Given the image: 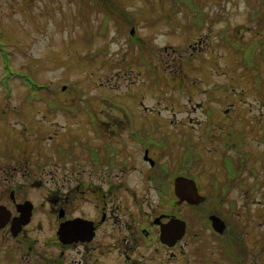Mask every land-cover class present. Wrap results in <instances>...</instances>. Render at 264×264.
<instances>
[{
	"label": "flooded vegetation",
	"instance_id": "af4514ba",
	"mask_svg": "<svg viewBox=\"0 0 264 264\" xmlns=\"http://www.w3.org/2000/svg\"><path fill=\"white\" fill-rule=\"evenodd\" d=\"M43 1L47 15L63 9ZM73 1L77 14L116 20L118 37L134 18L132 1ZM261 15L263 73L264 2ZM175 92L188 105L162 109L148 104L153 91H133L86 105L79 128L5 124L0 264H264V111L245 108L264 92ZM175 107L186 120L162 118Z\"/></svg>",
	"mask_w": 264,
	"mask_h": 264
},
{
	"label": "rangeland",
	"instance_id": "374dc122",
	"mask_svg": "<svg viewBox=\"0 0 264 264\" xmlns=\"http://www.w3.org/2000/svg\"><path fill=\"white\" fill-rule=\"evenodd\" d=\"M128 1L132 4L124 5L134 15V36L127 24L118 37L116 20L109 18L106 29L101 16L77 14L75 1L57 0L63 9L47 15L43 0L28 8L24 2L19 7L20 0H0V133L11 127L5 124L20 122L79 128L86 105H105L102 98L118 101L133 91H153L157 97L148 104L162 109L188 105L187 98L175 92L180 90L175 78L187 80L182 89L223 90L219 85L225 84L224 89L264 92V66L263 73L256 68L258 56L247 62L242 52L233 53L232 47L228 51L217 40V31L225 26L232 44L260 40L257 23L248 19L256 0H179L174 6L176 0L163 6L160 0ZM203 14L209 16L207 24L203 21L205 28L196 32L200 19L193 18ZM137 37L135 44L132 39ZM144 61L153 66V83ZM246 98L252 116L264 111V103L252 95ZM180 110H163L161 116L171 120L177 112L178 121L186 120L189 108ZM192 117L201 120V112ZM253 143V150H261Z\"/></svg>",
	"mask_w": 264,
	"mask_h": 264
},
{
	"label": "trees",
	"instance_id": "16d2710c",
	"mask_svg": "<svg viewBox=\"0 0 264 264\" xmlns=\"http://www.w3.org/2000/svg\"><path fill=\"white\" fill-rule=\"evenodd\" d=\"M264 2V0H256V13L254 15H252L250 17V21H256L257 25L259 27H261L262 25V15H261V6L262 3ZM190 4V3H189ZM200 19L199 22H197ZM205 17H203L202 15H198L197 17H194L193 20H195V22H197L196 24H200V27L203 26V21H204ZM234 52L239 54L240 52H242L245 56L246 61L248 62V60L250 58H255L257 55V50H258V45H256L253 42H247L243 45L240 44H235L233 46Z\"/></svg>",
	"mask_w": 264,
	"mask_h": 264
},
{
	"label": "water",
	"instance_id": "95a60500",
	"mask_svg": "<svg viewBox=\"0 0 264 264\" xmlns=\"http://www.w3.org/2000/svg\"><path fill=\"white\" fill-rule=\"evenodd\" d=\"M63 90H65V87H63Z\"/></svg>",
	"mask_w": 264,
	"mask_h": 264
}]
</instances>
